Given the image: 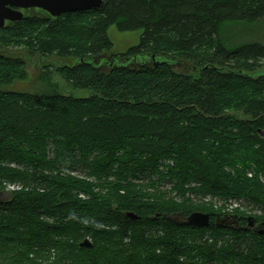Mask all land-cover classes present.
Masks as SVG:
<instances>
[{"label":"trees","instance_id":"trees-1","mask_svg":"<svg viewBox=\"0 0 264 264\" xmlns=\"http://www.w3.org/2000/svg\"><path fill=\"white\" fill-rule=\"evenodd\" d=\"M261 22L264 0H105L0 27L91 93L9 90L27 63L0 51V264H264V235L216 221H264V44L223 36ZM112 25L140 43L107 56Z\"/></svg>","mask_w":264,"mask_h":264},{"label":"rangeland","instance_id":"rangeland-1","mask_svg":"<svg viewBox=\"0 0 264 264\" xmlns=\"http://www.w3.org/2000/svg\"><path fill=\"white\" fill-rule=\"evenodd\" d=\"M142 32L143 30L121 31L116 25H112L108 30V34L115 46L113 52L106 55L111 56L113 53L125 52L131 47L138 45L141 41ZM223 36L231 45H237L245 42H259L264 44V22L256 24L236 23L227 26L223 29ZM0 51L16 55L21 54L27 63L26 78L18 80L11 86L7 87L9 90L33 94L62 93L78 98L89 97L91 94L89 91L76 90L64 79L61 74L57 73L55 71V66L57 64V60H55V58L46 59L42 58L39 54L28 50H6L1 46ZM178 69L181 71L186 70L187 72L196 70L192 68V66L186 67L185 65H180ZM255 75H264V68L258 70ZM234 114L244 116L242 112H236ZM260 135L264 138L263 134L260 133ZM1 196H5L6 198L8 193L4 195L1 194ZM240 205L244 211L248 210V212L253 214L262 213L261 209L245 200L233 203L232 206L236 207Z\"/></svg>","mask_w":264,"mask_h":264},{"label":"water","instance_id":"water-1","mask_svg":"<svg viewBox=\"0 0 264 264\" xmlns=\"http://www.w3.org/2000/svg\"><path fill=\"white\" fill-rule=\"evenodd\" d=\"M104 6L105 0H0V27L5 28L15 22L25 19L30 15L33 9L55 19L64 13L83 10H99L103 9ZM260 133L264 135V132L261 130ZM1 194L2 193H0V196ZM128 215L134 218L137 217L132 212H129ZM169 218L197 227H207L211 224V215L204 212H194L182 218V220H180V215ZM238 219L236 215L221 216L218 214L216 216L218 225L242 229L238 225ZM254 226L257 228L255 231L264 235V222L255 225L254 217H249V225L246 230H254ZM81 246L91 247L92 241L89 238H85L81 242Z\"/></svg>","mask_w":264,"mask_h":264},{"label":"flooded vegetation","instance_id":"flooded-vegetation-1","mask_svg":"<svg viewBox=\"0 0 264 264\" xmlns=\"http://www.w3.org/2000/svg\"><path fill=\"white\" fill-rule=\"evenodd\" d=\"M220 215L221 216H227V215H236V216H238V218H239L238 219V222H239L238 225H239V227L242 228V229H238V230H246L247 226L249 225V217H254V219H255V225H258L259 223L264 222L263 220H260L259 221L258 218L254 214H250V213L247 214V215L242 214L240 216L239 214H236L235 212L229 211V212H226L224 215H222V214H220ZM245 220L247 221V224H244ZM226 228L237 229V227L236 228L226 227ZM253 229L254 230H246V231H251L253 233L259 234L257 231H255V229H257L256 226H254Z\"/></svg>","mask_w":264,"mask_h":264}]
</instances>
